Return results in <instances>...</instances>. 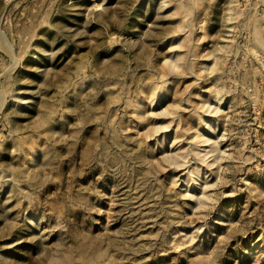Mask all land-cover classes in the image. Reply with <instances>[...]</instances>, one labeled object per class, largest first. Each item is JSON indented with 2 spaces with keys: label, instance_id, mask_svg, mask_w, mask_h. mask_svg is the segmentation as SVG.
Listing matches in <instances>:
<instances>
[{
  "label": "rangeland",
  "instance_id": "rangeland-1",
  "mask_svg": "<svg viewBox=\"0 0 264 264\" xmlns=\"http://www.w3.org/2000/svg\"><path fill=\"white\" fill-rule=\"evenodd\" d=\"M105 263L264 264V0H0V264Z\"/></svg>",
  "mask_w": 264,
  "mask_h": 264
},
{
  "label": "bare ground",
  "instance_id": "bare-ground-1",
  "mask_svg": "<svg viewBox=\"0 0 264 264\" xmlns=\"http://www.w3.org/2000/svg\"><path fill=\"white\" fill-rule=\"evenodd\" d=\"M147 207V206H146ZM147 209H149V208H147ZM85 258V257H84ZM95 259V258H94ZM94 259L91 261V262H93L94 261ZM96 260V259H95ZM105 260V259H104ZM81 261V260H80ZM101 261V260H100ZM85 262V261H84ZM97 262V261H96ZM105 262V261H104ZM103 262V263H104ZM86 263V262H85ZM106 264V263H105Z\"/></svg>",
  "mask_w": 264,
  "mask_h": 264
}]
</instances>
